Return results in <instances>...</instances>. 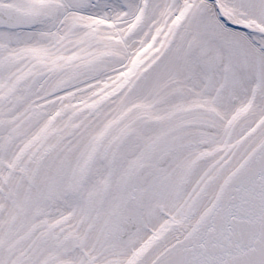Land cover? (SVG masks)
Returning <instances> with one entry per match:
<instances>
[{"label": "snow or ice", "instance_id": "snow-or-ice-1", "mask_svg": "<svg viewBox=\"0 0 264 264\" xmlns=\"http://www.w3.org/2000/svg\"><path fill=\"white\" fill-rule=\"evenodd\" d=\"M0 264H264V0H0Z\"/></svg>", "mask_w": 264, "mask_h": 264}]
</instances>
